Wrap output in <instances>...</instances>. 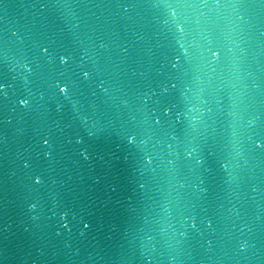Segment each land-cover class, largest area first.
Returning <instances> with one entry per match:
<instances>
[{"label": "water", "instance_id": "95a60500", "mask_svg": "<svg viewBox=\"0 0 264 264\" xmlns=\"http://www.w3.org/2000/svg\"><path fill=\"white\" fill-rule=\"evenodd\" d=\"M0 264H264V0H0Z\"/></svg>", "mask_w": 264, "mask_h": 264}]
</instances>
